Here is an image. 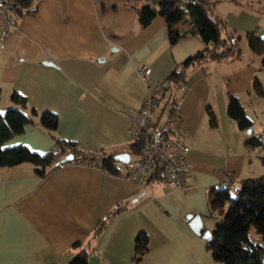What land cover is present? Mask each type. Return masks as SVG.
I'll use <instances>...</instances> for the list:
<instances>
[{
	"label": "crops",
	"instance_id": "0c3cea01",
	"mask_svg": "<svg viewBox=\"0 0 264 264\" xmlns=\"http://www.w3.org/2000/svg\"><path fill=\"white\" fill-rule=\"evenodd\" d=\"M38 1L37 13L17 19L5 47L0 40V112L14 106L11 96L17 93L28 100L25 112L36 109L39 115L2 147L24 145L40 155L55 149V139L39 124L40 114L50 111L59 119L55 134L82 151L127 152L128 117L146 95L139 69H152L149 82L166 81L187 58L204 50L205 42L188 32L170 43V28L188 29L187 17L170 26L158 15L141 29L134 6L142 2L137 0ZM226 1L231 9L220 18L231 29L257 31L264 39V26L253 13L254 6L264 10V0ZM1 30L0 23V38ZM240 59L204 60L173 91L181 100L180 132L190 145L192 179L186 192H168L163 182L142 189L96 166L68 165L44 176L31 163L1 167L0 264H67L80 250L76 243H86L118 205L126 208L93 240L88 264H219L187 215H201L211 231L210 191L231 178L238 182L264 175L260 147L247 145L253 136L264 142V126L250 134L227 113L229 94L244 105V98L258 96L254 79L263 84L260 63ZM160 117L157 108L153 121ZM142 232L148 235V249L137 260L136 239Z\"/></svg>",
	"mask_w": 264,
	"mask_h": 264
},
{
	"label": "trees",
	"instance_id": "16d2710c",
	"mask_svg": "<svg viewBox=\"0 0 264 264\" xmlns=\"http://www.w3.org/2000/svg\"><path fill=\"white\" fill-rule=\"evenodd\" d=\"M38 8V0H17L10 13L14 25L16 26L18 18L37 13ZM134 8L141 29L149 26L158 15L164 17L170 26L187 17L191 24L188 29L170 28V43L175 44L189 32L199 35L206 44L204 50L187 58L167 78L166 86L158 98L157 108L161 117L154 122V125H157L164 120L176 103V98L171 99L173 88L177 89L186 82L188 70L207 59L216 61L240 59L242 50L238 47V41L242 39V35L231 29L224 19L213 16L201 0H153L135 5ZM246 38L250 50L261 57L259 68L264 70V39L254 32H248ZM253 87L258 96H264V86L258 78L254 79ZM1 94L0 85V99ZM11 102L20 108L12 106L4 113L0 112V168L31 163L37 167V173L44 176L49 170L55 169L65 157L73 154L91 160L97 159L101 163V168L108 174L120 175L119 161L115 160L117 152L103 149L96 153L82 151L77 143L55 134L59 119L50 111L40 114L39 124L55 139V149L40 155L24 145L3 148L10 138L22 134L26 126L36 123L35 117L39 115L36 109H32L30 115L25 112L29 108L28 100L20 94L14 93ZM227 113L240 130L247 131L253 127L254 121L246 113L239 96L228 95ZM209 117L211 125L216 126V114L211 109ZM149 139L150 135L147 132L141 133L136 140L130 142L127 152L135 158ZM263 143L257 136L247 141L248 147L252 150L264 146ZM261 159L264 163V158ZM158 182V179L150 180V184ZM227 185L230 188L224 186L213 189L209 194L210 218L215 221V226L211 230V240L207 241L208 248L212 251L213 258L224 264H264V175L238 182L231 178ZM125 208L126 205H118L98 223L86 243H76V248L80 250L67 264H88L93 240L103 232L110 218ZM148 243V235L140 233L136 239L137 260L141 259L148 249Z\"/></svg>",
	"mask_w": 264,
	"mask_h": 264
},
{
	"label": "built area",
	"instance_id": "2783aa9c",
	"mask_svg": "<svg viewBox=\"0 0 264 264\" xmlns=\"http://www.w3.org/2000/svg\"><path fill=\"white\" fill-rule=\"evenodd\" d=\"M16 1L0 0L2 47L6 46L14 32L15 25L10 13ZM138 73L146 84V95L142 107L128 117L130 139L136 140L143 132H147L150 139L135 158H130L128 163H123L120 167V175L135 182L142 189L150 184V180L158 179L165 184L168 192H186L189 190L192 179V168L188 157L190 145L183 138L179 128L181 100L177 99L164 120L154 125L152 114L157 108L158 98L166 86V81L149 82L152 69L148 66L141 67ZM259 150L258 155L264 158V146ZM68 165L101 167L99 160L77 155L70 160L58 163L56 168ZM226 187L230 188L229 185Z\"/></svg>",
	"mask_w": 264,
	"mask_h": 264
},
{
	"label": "rangeland",
	"instance_id": "374dc122",
	"mask_svg": "<svg viewBox=\"0 0 264 264\" xmlns=\"http://www.w3.org/2000/svg\"><path fill=\"white\" fill-rule=\"evenodd\" d=\"M137 1L139 3L142 2L143 4L147 2H152L153 0H137ZM201 1L206 4L208 10L213 16H218V17L225 16V12H228V10L231 9L230 4L226 0L224 1L201 0ZM253 10H254L253 13L258 15L260 18V25L264 26V10L261 9V6H254ZM233 30L236 31L237 34L242 35V39L238 41V47L242 50V58L239 61H245L246 63L251 64L253 62L252 60H256L260 63L259 55L253 53L248 46V42L246 38V34L248 31H240V30L238 31L237 29H233ZM235 61H238V59ZM235 61H232V62H235ZM262 79H263V85H264V78ZM175 89L176 88L174 87L173 91H175ZM173 91H172L171 99L178 97V93L177 92L174 93ZM244 105L246 107L248 115L251 118H253L255 121L254 127H252L253 130L255 129V133L261 132L264 126V96L263 97L257 96L253 98L252 101L249 98H244ZM4 112L5 111H2V113ZM214 226H215V221L213 220L211 221V228H214ZM216 263L224 264L223 262H220V261H216Z\"/></svg>",
	"mask_w": 264,
	"mask_h": 264
},
{
	"label": "water",
	"instance_id": "95a60500",
	"mask_svg": "<svg viewBox=\"0 0 264 264\" xmlns=\"http://www.w3.org/2000/svg\"><path fill=\"white\" fill-rule=\"evenodd\" d=\"M46 63L53 64L51 61H46ZM247 131L248 133L251 134L253 133V128H249ZM73 157L74 155L70 154L67 157H65L62 161L65 162L67 160L72 159ZM130 158H131V154L129 152L119 153L115 156L116 161L123 163H128L130 161ZM187 220H189V224L196 234L200 235L206 241L211 240L212 232L205 228L201 215L189 213L187 215Z\"/></svg>",
	"mask_w": 264,
	"mask_h": 264
}]
</instances>
